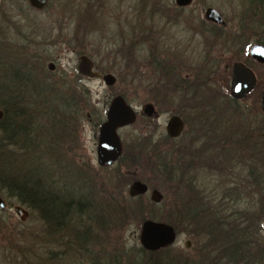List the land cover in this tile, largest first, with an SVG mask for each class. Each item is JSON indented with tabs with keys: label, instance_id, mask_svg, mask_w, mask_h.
<instances>
[{
	"label": "rangeland",
	"instance_id": "374dc122",
	"mask_svg": "<svg viewBox=\"0 0 264 264\" xmlns=\"http://www.w3.org/2000/svg\"><path fill=\"white\" fill-rule=\"evenodd\" d=\"M52 1V7L41 14L25 9L24 13L27 16L26 17L24 14L16 13L13 6V4L16 3H14L13 0H1V5H3L5 12L8 15L7 19L10 17L11 21L7 23L0 21V41H3V48H11L10 45H13L14 50L15 48H18V46H24L16 36L17 32L16 28L13 27V21L15 22V20L19 19L22 24L29 23V20L35 21L37 27L46 28L48 30L50 28L48 34H50L49 40L52 41L49 50L50 56L53 60H45L44 65H41L40 68H36L39 71L35 69L36 72L42 76H39L40 79L45 80L56 88L57 85H59L57 84L59 78L65 75L63 72L69 74L70 77L75 75L79 52L84 51L91 54L94 65L102 74L107 72L112 73L116 77V82L111 88L104 84L101 77L83 76L81 80L78 79L80 85L79 89L81 90L78 91V94L63 89L61 90V94L59 91L49 92V97H52V99L58 96L56 95L57 93L65 96V98L69 95L77 96L76 106L79 107L77 110L79 113L75 111L73 112V108L70 111L67 110L70 113L67 117L69 116L71 118V123L69 124V121L66 125L67 128L65 127L64 122H61L62 124L60 123L61 119H58L57 116L47 115V110L44 114L40 115L45 119L47 118L52 126L59 128L61 125L64 127V130L66 128L64 134H67V136L55 137L53 136L54 134H48L46 136L47 139L50 137V139L47 140L48 143L46 141L48 148L56 149L58 153L52 154L48 151H39V153L36 154L34 164L36 165L37 163V165L34 168L29 166L26 173H33L40 176V173L42 172L41 169H44L42 166L49 163V170L57 169L59 174L63 177H68V180H71L74 176V171L71 170V168H68L64 164L52 166L50 163L53 160L57 163V159L61 161L62 156L59 155V152L67 153L68 155L64 154L66 156L65 158H68V160L72 162V165L78 164L79 167V163H81L79 168L82 169L83 175L90 171L91 175L94 177L92 181L88 179L87 188L90 184H93V186L95 185L93 194H96L95 196L99 203L94 202V197L92 196L87 198L81 197L80 199H82V201H87L84 210L80 212H71L70 210L62 220L60 227L56 228L53 227L52 224H56L57 221L53 223L50 221L49 225H47L45 221L40 219V216L37 213L30 211V209L24 205L23 206L28 210L29 215L25 220H21L14 211V206L20 204L17 198H7L5 195L0 194V197L6 201L5 208L0 211V264H114L115 262L125 263L128 259L136 261V255L134 252L141 244L139 233L142 222L151 218H153V220L162 221L159 217H165L169 213V208L175 206L172 201L175 199L173 193L175 191L174 186H176V183L169 182L172 179L171 175L160 171L157 162L158 160L167 159L169 164H175L181 159L178 153L179 151H167L172 145L170 146V144L165 143V141L162 140L163 145L167 147V152L165 151L161 153L159 149L156 150L154 146L150 145L154 143L153 138H150L152 140V142L150 140V143L147 138L149 132L153 129L156 134L155 136H157L159 132L164 131L168 114L163 113L160 115L156 122L160 124V128L158 127L157 129L154 127L155 122H149L139 115L143 102L148 98H151V95L153 94L145 91V88H143L142 85L144 83L146 84L149 80L151 81V78L148 77L147 79V76L143 75V69L140 66L141 62L134 67H125L123 63L124 61L121 60L120 57L117 58L109 52V42H106L107 40H102V35L113 37V39L115 37L114 27L109 20V15L112 12L110 7L106 8L105 14H98L95 17L89 16L90 13L87 11H80L79 15L81 18L79 22L81 29L77 32L75 30L76 24H74V22L66 24V27H61V25H59L60 23L55 21L58 17V13L55 11L56 8L59 9V5L66 2L67 10V5H69L70 0ZM131 2L133 3V1ZM203 2L204 4L219 9L228 20V23L233 25V28L236 24L241 27L244 21L246 25H249L248 21L250 15L247 13L248 10L245 9L246 6L243 5V0H204ZM54 5L56 8L53 7ZM69 7L71 11L72 6L70 5ZM262 13L264 14V11ZM84 28H87L85 32L82 31ZM21 30L25 32L26 27H22ZM234 30H236V33L239 32V28ZM253 32L255 34L261 33L260 30H254ZM77 35L79 38H77ZM81 35L85 36L82 40L80 39ZM253 42H255V37L251 36L248 45ZM7 45L8 47H6ZM222 51H224L223 61L221 68L219 69L220 71L216 73L215 79L224 84V86H227L228 89L230 65L235 58V54L233 53L235 50L224 48ZM242 51V55H240L241 58H249L247 47ZM16 53H18V51H16ZM2 56L4 59L10 61L15 58V55L10 51L2 55L0 49V63L2 67L6 64V61L2 59ZM18 56L27 57V53L19 51ZM49 62L55 63V70L51 73L47 70V64ZM22 66H24V64L20 62L18 68H22ZM225 66L228 67L225 69L226 71L223 70V67ZM18 68L17 70H19ZM253 68L258 76V85L255 91L242 101V106L240 107L242 110L245 112L248 111L249 113L260 111L258 96L260 89L264 85V64L260 65L255 62L253 63ZM25 70L27 69H24V71ZM43 93L41 92L40 95L43 96ZM116 94H123L126 100L137 111L138 115L132 125L119 131L123 143V163H116L112 168H102L98 165L96 160L97 129L100 124L98 119L100 118L102 120L104 118L108 104ZM17 99L21 100V98ZM222 107L225 106L222 105ZM42 108L43 107L41 106L39 112H43ZM32 109L33 108L29 107V113H31ZM54 109L57 110L56 107ZM164 109L166 108L164 107ZM173 109H175L174 106L168 105L167 110ZM27 111L28 108L26 107L20 108V112L24 115H27ZM28 116L29 120L25 121L24 117H22L24 120L21 119L22 121H19L20 123L25 121L23 126L25 128V130H23L25 133L29 130L30 134L36 133L34 131L36 130V127H38V124L48 123L46 121H36V118H32L30 114ZM61 117H64V114L61 115ZM254 118L255 115H252L251 120L254 121ZM230 127H233V125L231 124ZM77 138L80 140L81 148L74 150L75 140H77ZM64 139L68 140L65 141ZM185 141L186 144L190 143L187 139H185ZM16 153H18V150ZM54 155L57 158L54 159ZM74 155L77 156L73 157ZM5 157H8V160L10 161L9 166L8 169L5 170L2 165L1 167L4 170H1V172H7V170L13 169L17 174L19 168L22 166L18 159L23 158V156H7L0 152V158ZM129 159L133 164L130 165L127 163ZM182 162L183 160L181 163ZM49 170L45 171L48 172ZM209 172L210 174L206 175L208 176L207 185L213 189L218 188L222 191L220 184L223 186L224 183L220 182L221 179L217 177L213 171ZM238 173L239 175H236L238 179L235 181L241 184L244 179H247L246 170H238ZM116 174H118L119 178L122 176L123 179L127 180V185L121 184L122 187H120V189H118V187L112 189L108 180H116L117 178H114ZM163 174L165 178L163 177ZM47 175H49V172L48 174H44L45 179L48 178ZM52 176V178L55 179L54 181L57 180L56 184L60 187L68 186V183L64 180L62 181V178L59 176L54 174H52ZM135 177L141 179L147 184L148 192L143 194V199H140L136 203H132L126 201L123 197H127L129 185ZM201 178L204 179L205 176ZM72 180L76 181L78 178L75 177ZM72 180L71 182H73ZM165 180L168 181H166V186L161 187L162 182H165ZM86 181L87 180H84V184H86ZM80 187L84 192L85 189L82 188V185H80ZM107 187L109 189L111 188L112 197H109L104 193V190L107 189ZM2 188L3 186L0 183V191H2ZM153 188H157L163 193L165 202L156 204L155 206L142 203V201L147 202L151 200L150 191ZM117 189L122 192H117ZM81 190L80 188L77 189L74 196L72 195L74 200L76 199L75 195L79 194ZM92 204L93 206H91ZM110 207L117 209L119 214L123 213L122 210L125 212V209H127L129 213L126 212V216H119L116 215L114 211V215H110L109 217L108 209H110ZM136 209L137 212H131L136 211ZM104 215L106 220L105 218L101 219V216ZM187 237V232H179L173 243L174 249H183L184 241Z\"/></svg>",
	"mask_w": 264,
	"mask_h": 264
},
{
	"label": "trees",
	"instance_id": "16d2710c",
	"mask_svg": "<svg viewBox=\"0 0 264 264\" xmlns=\"http://www.w3.org/2000/svg\"><path fill=\"white\" fill-rule=\"evenodd\" d=\"M243 5L246 6L245 9L248 10L247 13L250 15L248 21L249 25H246L244 21L242 23L243 25L239 28V32L235 36L239 39H234L239 41L243 47L247 46L251 36L255 37V41L264 43V14L262 13L264 11V0H243ZM254 30H260L261 33L255 34L253 32ZM10 46L11 48L4 47L3 49L12 52L15 58L12 61L4 59L8 65L3 67V72L5 74L3 77L4 83L6 81L9 83L11 80L12 83L29 86L27 92H22L26 94L25 96L21 94V101L27 100L30 104L23 105L19 103L15 91L7 86L4 87L0 93V106L7 110L8 115V121L6 122L5 132L3 134L5 145L0 147V152L7 156H23V158L18 159L22 166L19 168L17 174L13 169L7 170V172H1V170L8 169L10 161L8 157L0 158V183L3 186L0 194L5 195L7 198H17L21 205L37 213L40 219L45 221L47 225H49L50 221L52 223L57 221L56 224H52V226L59 228L62 224V220L70 210L71 212H80L83 211L84 207L87 205V201H82V199L79 201L73 200L74 193L77 192V189L80 188L81 190L80 185L85 189L84 192L82 190L80 192L82 198L92 196L94 197V202L99 203L96 199V194H93L95 185L93 186V184H90L87 188L88 181H92L94 177L91 175L90 171L83 175L82 169L79 168L81 163H79V167L78 164L72 165V162L68 160V158H65L66 156L64 154L67 153L64 152H59V155L62 156L61 161L57 159V163H55L54 160L50 163L52 166L64 164L68 168H71V170L74 171L72 179L76 177L78 180L74 181L71 179L73 181L71 182V180H68V177H63L59 174L57 169L49 170V163L42 166L44 169H41V173L39 171L40 176L33 173L28 174L26 171L29 166L34 168L37 165V163L36 165L34 164L36 154L39 153V151H48L52 154L58 153L56 149L48 148L47 140L50 139V137L47 139L46 136L48 134H54L53 136L55 137L67 136V134L64 133L66 132V125L71 120L69 116L67 117V115L70 114L67 110L70 111L73 108V112L79 113L77 111L79 107L76 106L77 96L69 95L65 98V96L60 94L62 89L78 94V91H81L79 89L80 85L78 79L81 80V77L75 74L72 77L66 76L64 80L65 76L63 75V77L61 76L62 81L57 82L59 85L56 88L45 80L37 81L35 76L34 79H32L30 71H24V69H28L30 59H28V57L18 56L19 51L24 52L22 47L18 46V48L13 50V45ZM16 51H18V53H16ZM12 62H14L16 66ZM20 62L24 64L22 68H18L17 66ZM17 68L19 70H17ZM8 83L6 82L5 84ZM51 91H59L60 94L57 93L56 95L58 96L52 99V97H49V92ZM41 92H44L43 96L40 95ZM223 97L226 98L229 103H227L225 107H222V104L212 103L206 108V112L202 113L203 111H200L199 114H196V117H200V119L206 118L210 124L211 153L209 156V171H213V173L221 179L220 182L224 183V187L220 184L222 191L218 188L213 189L209 187L207 194L205 192H200L199 194L197 190L190 187L188 181L190 172L193 169L192 161L200 157V162L203 166L206 160L203 151L199 152L197 156H194L189 149L181 147V150H178L181 159L175 164H169L167 159L158 160L157 162L160 171L171 175L172 179L169 182L176 183L173 193L175 199L172 201L175 206L169 208V213L165 217H159V219L171 224L176 229L177 233L184 231L187 232V234L191 233V224L196 221L198 222L197 232L205 228L210 230V236H217L224 239L228 258L230 253L235 252L244 260H256L259 264H262L264 263V115L260 113H249L248 111L245 112L240 108V105L227 94L215 96L212 94L211 99H215L218 102L219 99ZM41 106L43 107V112H39ZM23 107L28 108L27 115L20 112V108ZM29 107L33 108L31 113H29ZM55 107L57 110L54 109ZM45 111L49 116H57L58 119L60 118V123L64 122L65 124V130L61 125L59 128L52 126L47 118L45 119L40 116L44 114ZM205 113L207 115H205ZM29 114L32 118H36V121H46L49 124H38V127H36L34 131L36 133L30 134V130L25 133L23 131L25 130L23 126L24 122L29 120ZM63 114L64 117H61ZM252 115H255L254 121L251 120ZM22 117H24L25 121L20 123L24 120ZM98 121H101V119L99 118ZM70 123L71 121L69 124ZM231 124L233 127H230ZM13 139L14 146H16V144L18 146H16V148H18V153H12L7 150L8 147L13 146ZM64 140L66 141L68 139ZM75 156L77 155L73 157ZM53 158L55 159L57 157L54 155ZM123 159L122 156L117 163L122 164ZM182 160L183 162L181 163ZM127 163L130 165L133 164L130 159ZM2 165L4 169H2ZM237 169L241 171L246 170L247 179H244L241 184L235 181L238 179L236 175H239ZM45 170H49L47 179H45L44 174H48V172ZM52 174L62 178L61 180L68 183V186L60 187L57 185V180L54 181L55 179L52 178ZM121 177L119 178L118 174H116L114 176V178H117L116 180H108L112 189H116L117 187L120 189L122 185H127V180L123 179V177L121 179ZM163 177L165 178L164 174ZM84 180H87L86 184H84ZM166 181L167 180L162 182L161 187L166 186ZM244 187L247 190H245ZM118 189L116 191L121 193L122 191ZM104 193L112 197L111 188L109 189L107 187ZM206 196L209 197L208 200ZM123 198L128 202L136 203L140 199H143L144 196H130L128 193L127 197ZM162 202H165L164 198L159 203H155L152 200L147 202L142 201V203H147L151 206L161 204ZM91 206H93V204ZM114 211L115 214L119 216H126V212L129 213V211L125 209V212L122 210L123 213L120 211L121 214H119L117 209L110 207V209H108L109 217L110 215H114ZM131 212L135 213L137 209ZM194 214H198V216H194ZM104 218L106 220L105 215L101 216V219ZM134 254L136 255V261L128 259L125 263L115 262L114 264L153 263L150 257L151 253L141 244ZM235 255L236 254H233V256Z\"/></svg>",
	"mask_w": 264,
	"mask_h": 264
},
{
	"label": "flooded vegetation",
	"instance_id": "af4514ba",
	"mask_svg": "<svg viewBox=\"0 0 264 264\" xmlns=\"http://www.w3.org/2000/svg\"><path fill=\"white\" fill-rule=\"evenodd\" d=\"M131 1H133V3ZM203 1L204 0H135L134 2V0H70L69 5H67V10L66 2L60 4L59 9H57L55 5L53 6L58 13V17L56 16L57 19L55 21L60 23L59 25H61V27H66V24L74 22V24H76L75 30L77 32L81 29L79 22L81 18L79 15L80 11H87L90 13L89 16L95 17L98 14H105L106 8H111L112 12L109 15V20L114 27L115 37L113 39V37L102 35V40H107L106 42H109V52L117 58L120 57V59L124 61L123 63L125 67H134L141 62L140 66L143 69V75L147 76V79L148 77L151 78V81L149 80L146 84L144 83L142 85L143 88H145V91L153 94L151 95V98H148L143 102L139 115L149 122H155L154 127L157 129L158 127L160 128V124L156 123L160 115L163 113L168 114V119L165 123L163 132H159L157 136H155L154 129L149 132V136L147 137L149 143L151 140L150 138H153L154 143L150 145L154 146L156 150L159 149L161 153L165 152L167 149V147L163 145L162 140L165 141V143L170 144V146L172 145L167 151L172 152L181 150V147H186L194 156H197L199 152L203 151L206 161L203 166L200 162V157L196 158L197 160L195 159V161H192L193 169L190 172L188 181L190 187L197 190L199 194L200 192H205L207 194L209 191V185H207L208 176L206 175L210 174L209 156L211 153V132L208 120H206V118L200 119V117H196V114H199L200 111H203L202 113L206 112V108L212 103L226 106L228 103L226 98L223 97L217 102L215 99H211L212 94L214 96L227 94L241 107L242 101L255 91L258 85V76L254 71L253 63L256 62L260 65L264 64V62H260L253 58L249 53V47L251 44L261 42L255 41L249 45L248 42L247 46L243 47L239 41L234 39L237 34L234 29L240 27L236 24L233 28V25L228 23V20L219 9L204 4ZM13 2L16 3L13 4L16 13L24 14V16H26L24 13L25 9L41 14L53 5L52 0H47L46 4L41 8L33 6L30 3V0H13ZM70 5L72 6L71 11L69 7ZM207 8H214L217 10L221 14L225 25L207 20L204 17ZM7 16L8 15L5 12L3 5H1L0 0V21L6 23L9 22L10 17L7 19ZM13 24V27L16 28V36L18 40L24 44V46L21 47L23 51L27 53L28 59H30V64L27 69L31 73L29 74L32 76V79H34L35 76L37 81H42V79L39 78V76H42L36 72V68H40L41 65H44L45 60H53L50 56L49 50V46L52 43V41L49 40L50 34H48L50 28L48 30L46 28L37 27L35 21L30 20L29 23L22 24V22L17 19L15 22L13 21ZM22 27H26L25 32L21 30ZM86 30L87 28H84V30L82 29L84 32ZM84 37V35H81L80 39L82 40ZM77 38H79V36ZM2 45L3 41H0L1 54L4 55L9 51H5ZM6 47H8V45ZM246 47L249 58L242 59L240 55H242V50L246 49ZM224 48L235 50L233 52L235 58L230 65L228 89L227 86H224V84L215 79L216 73L220 71L219 69L221 68L224 56V51L222 50ZM82 56H86L91 60V71L96 74L95 77H101L103 82L104 75H113L109 72L102 74L94 65L91 54L84 51L79 52L77 63ZM2 59L4 60L3 56ZM235 62H240L247 66L255 77V85L253 89L243 98H234L230 94V84L232 79L231 70ZM12 63L16 66L14 62ZM77 63L75 74L82 78L85 75L77 71ZM6 65L7 64H4L3 67ZM17 66H19V63ZM3 67L0 63V93L3 88L7 86L15 91V95L18 98H21V94H23L22 92H27L29 86L18 85L12 83L11 80L9 83L7 82L8 84H5L6 82L4 83L3 80V77L5 76ZM223 68V70L226 71L225 69L228 67L225 66ZM47 70L50 71V73L54 71L55 63L49 62L47 64ZM63 74H65V80L66 76H69V74L66 72H63ZM58 81H62V78L60 77ZM115 82L116 77L114 76V82L112 84L107 85L105 82L104 84L112 88ZM263 88L264 85L260 89L258 96L260 111L256 112L261 115H264V111L260 107V97ZM25 94L23 95L25 96ZM116 95H121L126 100L122 94ZM18 102L23 105L30 104L27 100H19ZM126 102L129 103L127 100ZM147 104L152 105L155 115H147L145 113L143 107ZM168 105L174 106L175 109L167 110ZM164 107L166 109H164ZM134 111L136 114V120L138 113L135 109ZM205 115L207 114L205 113ZM174 116L178 117L181 122L180 131L176 135L169 133L167 128L170 119ZM7 118V110L0 106V147L5 145L3 134L5 132L6 122L8 121ZM104 121L105 115L100 121L99 126ZM134 122L117 129L121 144V154L119 158L110 165H99L100 167L112 168L123 156V143L119 131L129 127ZM185 139L190 143L186 144ZM16 146H14L13 139V146L8 147V150L12 153H16L18 150ZM79 148H81V143L77 138V140H75L74 150ZM204 176L205 178L202 179L201 177ZM136 180L142 181L135 177L131 184ZM161 194L163 195L162 192ZM75 198V200H80V193L76 194ZM206 198L208 200L209 197L206 196ZM18 205L26 209L23 205ZM194 216H198V214H194ZM191 225V233L188 234L187 239L184 241L183 249H174L173 247V243L178 234L174 228L176 237L172 244L162 246L155 250H147L151 253L150 257L153 260L152 264H259L256 260H244L235 252L230 253L228 258L224 239L217 236H210V230L205 228H203V230L200 229L198 233V222L196 221L192 222ZM233 254L236 255L233 256Z\"/></svg>",
	"mask_w": 264,
	"mask_h": 264
},
{
	"label": "water",
	"instance_id": "95a60500",
	"mask_svg": "<svg viewBox=\"0 0 264 264\" xmlns=\"http://www.w3.org/2000/svg\"><path fill=\"white\" fill-rule=\"evenodd\" d=\"M47 0H30V3L38 8L43 7ZM207 20L225 25L221 14L214 8H207L204 16ZM250 55L260 62H264V44L253 43L249 47ZM92 63L86 56L80 57L77 63V71L85 76H96L92 71ZM232 79L230 84V94L234 98H243L250 92L255 85V77L252 71L240 62H235L231 70ZM103 80L107 85L114 82V76L106 74ZM260 107L264 111V88L261 91ZM147 115H155L152 105L147 104L143 107ZM136 117L134 108L126 102L121 95L114 96L108 104L105 121L98 129V139L96 145V160L98 165L107 166L115 162L121 154L120 139L117 134L119 127L134 122ZM169 133L176 135L181 128L180 119L172 117L168 123ZM148 191L146 183L136 180L128 189L130 196L143 195ZM163 195L153 188L150 191V199L161 202ZM6 206L5 201L0 197V211ZM14 211L21 220L28 217V211L21 206H14ZM176 232L174 227L164 221L146 219L142 222L139 240L141 245L147 250H155L162 246L172 244L175 240Z\"/></svg>",
	"mask_w": 264,
	"mask_h": 264
}]
</instances>
